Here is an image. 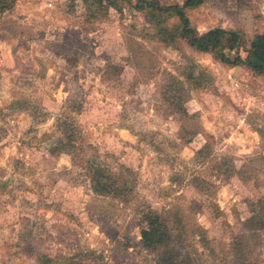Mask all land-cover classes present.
I'll list each match as a JSON object with an SVG mask.
<instances>
[{
    "label": "rangeland",
    "instance_id": "obj_1",
    "mask_svg": "<svg viewBox=\"0 0 264 264\" xmlns=\"http://www.w3.org/2000/svg\"><path fill=\"white\" fill-rule=\"evenodd\" d=\"M111 1L0 13V264H264V74L175 39L178 16ZM188 14L200 33L264 32V0ZM93 164L123 193L95 192Z\"/></svg>",
    "mask_w": 264,
    "mask_h": 264
},
{
    "label": "trees",
    "instance_id": "obj_2",
    "mask_svg": "<svg viewBox=\"0 0 264 264\" xmlns=\"http://www.w3.org/2000/svg\"><path fill=\"white\" fill-rule=\"evenodd\" d=\"M18 0H0V13L15 6ZM132 7L139 11H147L149 15L155 16L158 22L165 16H178L180 35L176 32L175 39L185 40L194 50L210 53L216 60L230 66H244L255 75L264 74V32H258L253 37H246L242 32L227 29L221 26L212 28L207 32L200 33L193 25L188 10L201 6L205 0H184L182 4H167L161 0H127ZM100 4H108V7L116 6L111 0H99ZM120 10L122 7L117 6ZM167 31V30H165ZM177 41V40H176ZM244 48L246 55L241 54ZM185 114L188 111L185 109ZM93 189L103 195L110 193L120 194L125 190L120 186L116 174L99 165L91 168ZM145 227L142 229V240L151 249L163 247L169 240L165 222L160 214L150 211L145 216ZM50 261V260H49ZM67 264H96L94 261L81 256L71 257ZM161 264H182L171 250L169 254L161 259Z\"/></svg>",
    "mask_w": 264,
    "mask_h": 264
}]
</instances>
